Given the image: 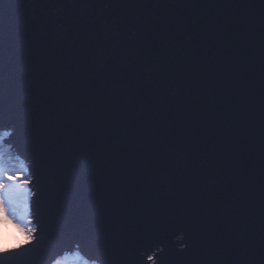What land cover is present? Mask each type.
<instances>
[{"label": "water", "instance_id": "95a60500", "mask_svg": "<svg viewBox=\"0 0 264 264\" xmlns=\"http://www.w3.org/2000/svg\"><path fill=\"white\" fill-rule=\"evenodd\" d=\"M262 70L264 0H0V144L44 230L23 264L186 243L163 264H261ZM125 225L145 234L127 251ZM228 225L246 255L215 239Z\"/></svg>", "mask_w": 264, "mask_h": 264}, {"label": "snow or ice", "instance_id": "6c2138e0", "mask_svg": "<svg viewBox=\"0 0 264 264\" xmlns=\"http://www.w3.org/2000/svg\"><path fill=\"white\" fill-rule=\"evenodd\" d=\"M261 80L262 85H264V70L261 73ZM262 104H264V95H262ZM0 128H7V130L0 132V136L3 137H10L16 132L14 126L0 125ZM262 143H264V138H262ZM262 162H264V155H262ZM25 171H28L27 166H25ZM21 175L22 173L20 172L9 173L3 164L0 163V264H6V262L23 264L33 249L39 246L44 239L42 235L43 228L38 223H33L31 215V198L36 193L28 192L22 202L18 197L20 188L17 182L20 180ZM32 182L33 176L29 172L28 178L23 183L30 185ZM63 212L64 210L60 206L55 209L53 215L54 229L58 227V221L63 217ZM260 212V247L262 253H264V186H262ZM85 228H87V225H85ZM122 231L125 233L124 244L122 245L125 251L137 245L142 236L145 235L141 232L132 231L128 225H125ZM129 233L131 235H128ZM215 239L225 244L229 251L238 255H246L250 250L248 234L244 228L237 230L231 225L225 226ZM182 247L184 249L182 252H175L174 249L165 252V249L161 247L159 258L162 264L165 257L179 259L186 255L189 245L186 243ZM76 255H80L79 251H77ZM147 260L151 264H156L157 256L155 254L148 255ZM51 264H62V260L54 258ZM83 264H88V260H84ZM93 264H99V257L93 258ZM261 264H264V260H262Z\"/></svg>", "mask_w": 264, "mask_h": 264}, {"label": "trees", "instance_id": "16d2710c", "mask_svg": "<svg viewBox=\"0 0 264 264\" xmlns=\"http://www.w3.org/2000/svg\"><path fill=\"white\" fill-rule=\"evenodd\" d=\"M0 163L3 164V166L9 171V173L17 172V170L23 171V165L19 162L17 163V160L14 158L11 154H5L4 149H2L0 144ZM21 181V178L20 180ZM62 264H83V260L79 257L75 256H66L64 258H61Z\"/></svg>", "mask_w": 264, "mask_h": 264}, {"label": "rangeland", "instance_id": "374dc122", "mask_svg": "<svg viewBox=\"0 0 264 264\" xmlns=\"http://www.w3.org/2000/svg\"><path fill=\"white\" fill-rule=\"evenodd\" d=\"M22 164H25V165H23V171L21 172V170H17V172H20V173H22V175H21V181H18L17 183H18V185H19V188H20V191H19V193H18V197H19V199H20V201L22 202L23 200H24V198L27 196V194H28V192H33L34 193V191H33V189H32V186L30 187L29 185H25L24 183H23V181L24 180H26L27 178H28V174H29V170L28 171H25V166H26V162H22ZM28 167V166H27ZM31 214H32V212H31ZM153 253H151V254H148V255H152Z\"/></svg>", "mask_w": 264, "mask_h": 264}, {"label": "bare ground", "instance_id": "6f19581e", "mask_svg": "<svg viewBox=\"0 0 264 264\" xmlns=\"http://www.w3.org/2000/svg\"><path fill=\"white\" fill-rule=\"evenodd\" d=\"M16 160H17V163L19 162L20 164H22V160L21 159H18V158H16V157H14ZM24 163V162H23ZM27 163V162H26ZM22 165H25V164H22ZM26 166H28V164H26ZM151 253H153V254H155L156 252L155 251H153V252H151ZM150 253V254H151ZM71 256H75V257H78L77 255H70L69 257H71ZM66 257V256H65ZM64 258V257H63ZM80 258V257H79ZM82 259V258H81ZM83 260V259H82ZM85 260V259H84ZM83 260V261H84ZM88 264H93V263H91V262H88ZM149 264H151V262L149 261Z\"/></svg>", "mask_w": 264, "mask_h": 264}]
</instances>
